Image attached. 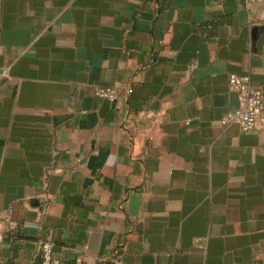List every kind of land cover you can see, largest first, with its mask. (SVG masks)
Segmentation results:
<instances>
[{
    "label": "crops",
    "instance_id": "obj_1",
    "mask_svg": "<svg viewBox=\"0 0 264 264\" xmlns=\"http://www.w3.org/2000/svg\"><path fill=\"white\" fill-rule=\"evenodd\" d=\"M230 72L264 95V0H0V264H264Z\"/></svg>",
    "mask_w": 264,
    "mask_h": 264
},
{
    "label": "built area",
    "instance_id": "obj_2",
    "mask_svg": "<svg viewBox=\"0 0 264 264\" xmlns=\"http://www.w3.org/2000/svg\"><path fill=\"white\" fill-rule=\"evenodd\" d=\"M258 0H242L245 7H249ZM230 89L235 93L236 106L228 110L220 123H236L242 133H249L258 127H264V95L262 90L252 83L248 74L230 72L227 77ZM130 93L132 88L126 87ZM95 94L107 101L113 102L120 98L121 89L116 85H102L95 89ZM4 233L0 230V254L4 242ZM41 264H63L53 253V243L48 240L40 241Z\"/></svg>",
    "mask_w": 264,
    "mask_h": 264
},
{
    "label": "water",
    "instance_id": "obj_3",
    "mask_svg": "<svg viewBox=\"0 0 264 264\" xmlns=\"http://www.w3.org/2000/svg\"><path fill=\"white\" fill-rule=\"evenodd\" d=\"M41 262H42V256H41V249H40L36 257L34 258L32 264H41Z\"/></svg>",
    "mask_w": 264,
    "mask_h": 264
}]
</instances>
